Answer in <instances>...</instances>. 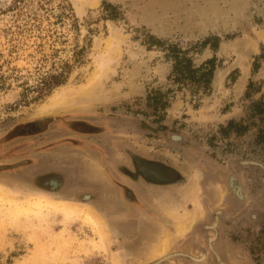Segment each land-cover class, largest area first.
Segmentation results:
<instances>
[{"label": "rangeland", "instance_id": "374dc122", "mask_svg": "<svg viewBox=\"0 0 264 264\" xmlns=\"http://www.w3.org/2000/svg\"><path fill=\"white\" fill-rule=\"evenodd\" d=\"M0 264H264V0H0Z\"/></svg>", "mask_w": 264, "mask_h": 264}, {"label": "trees", "instance_id": "16d2710c", "mask_svg": "<svg viewBox=\"0 0 264 264\" xmlns=\"http://www.w3.org/2000/svg\"><path fill=\"white\" fill-rule=\"evenodd\" d=\"M84 50V48H82ZM177 58L179 56H176ZM215 59H211L197 68H193L191 59L180 58L178 64H176L174 71L180 76H188L197 81H204V83H209L212 80L213 68ZM180 72V73H179Z\"/></svg>", "mask_w": 264, "mask_h": 264}, {"label": "bare ground", "instance_id": "6f19581e", "mask_svg": "<svg viewBox=\"0 0 264 264\" xmlns=\"http://www.w3.org/2000/svg\"><path fill=\"white\" fill-rule=\"evenodd\" d=\"M67 96L66 93L64 91L58 92L57 94H54L51 98V102L48 105H51L52 107L55 106L57 104L58 101L62 102L64 100H66ZM45 107H43L42 109H44ZM200 174V173H199ZM202 176V175H201ZM209 226V225H208ZM165 242V240H164ZM167 243V242H166ZM165 244V243H164ZM168 244V243H167ZM165 246V245H164ZM168 246V245H167ZM164 253V252H163ZM172 254V253H171ZM161 255V254H159ZM206 256V255H205ZM152 257V256H151ZM156 257V256H155ZM154 257V258H155ZM203 258V257H202ZM206 258V257H205ZM158 262V261H157ZM156 263V262H155ZM227 263V262H226Z\"/></svg>", "mask_w": 264, "mask_h": 264}]
</instances>
